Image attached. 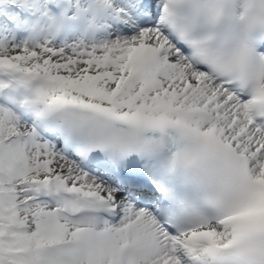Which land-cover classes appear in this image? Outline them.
<instances>
[{
	"label": "snow or ice",
	"instance_id": "snow-or-ice-1",
	"mask_svg": "<svg viewBox=\"0 0 264 264\" xmlns=\"http://www.w3.org/2000/svg\"><path fill=\"white\" fill-rule=\"evenodd\" d=\"M0 264H264V0H0Z\"/></svg>",
	"mask_w": 264,
	"mask_h": 264
}]
</instances>
